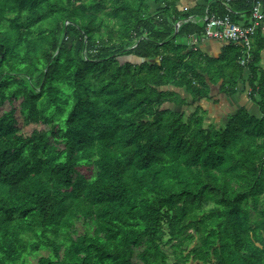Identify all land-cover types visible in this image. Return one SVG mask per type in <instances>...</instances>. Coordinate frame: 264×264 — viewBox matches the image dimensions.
<instances>
[{"label": "trees", "instance_id": "1", "mask_svg": "<svg viewBox=\"0 0 264 264\" xmlns=\"http://www.w3.org/2000/svg\"><path fill=\"white\" fill-rule=\"evenodd\" d=\"M152 1L0 0V105L46 126L0 113V264H264V19L240 65L185 40L251 0ZM219 81L258 113L206 124Z\"/></svg>", "mask_w": 264, "mask_h": 264}, {"label": "rangeland", "instance_id": "2", "mask_svg": "<svg viewBox=\"0 0 264 264\" xmlns=\"http://www.w3.org/2000/svg\"><path fill=\"white\" fill-rule=\"evenodd\" d=\"M150 4L152 5L150 12H152V14L155 13V10H157L158 8H160L162 6V4L158 3L155 4L152 0H150ZM186 38H182V40H185ZM187 40V39H186ZM185 40V41H186ZM199 41L196 40L193 45L198 46ZM188 44H192V43H188ZM261 55V52H260ZM121 58H126L125 55H123ZM128 58L132 59L133 61L136 60V58H134L133 56H128ZM264 61V58H263ZM259 65L261 68L264 69V63H262V61H260ZM245 77L247 76L248 72L247 70L244 71ZM239 88H238V92L235 93L234 95L231 96H227L225 93L219 92L218 88H212L210 91V98L209 99H201L199 102H197V104L201 105V107H203L204 109H206L205 114V118H204V122L206 124L209 123H215V125L219 126V124L224 123L227 119V116L232 113L235 109H237L240 106H244L248 109V111L250 113L253 114H257L258 113V109L256 107V105L254 104V102L252 100H250V98L248 97V91H249V86L248 84L239 82ZM183 96L186 95L185 92L182 91ZM183 105V106H174L171 105L173 109L175 110H179V111H184L185 113V117L191 113L195 106L197 105ZM170 107V104L165 103L163 105V107ZM10 108H14L15 109V116L17 119V127L19 128V132L24 134V135H28L30 134L34 129L40 130L45 128L46 126L43 125L42 123H36V122H30V123H23L22 118L19 115L18 112V101H13L12 104L8 103V102H4L2 105H0V113H2L5 110H8ZM78 232L80 231V221H76L75 223ZM192 243L189 244L188 249L190 247H192ZM41 254H46V251L44 250H40ZM32 262H35V259H32ZM132 262L133 264H141V262L139 261V259L136 257V255L133 256L132 258Z\"/></svg>", "mask_w": 264, "mask_h": 264}, {"label": "built area", "instance_id": "3", "mask_svg": "<svg viewBox=\"0 0 264 264\" xmlns=\"http://www.w3.org/2000/svg\"><path fill=\"white\" fill-rule=\"evenodd\" d=\"M251 22L236 23L228 15L214 16L205 15L202 20L205 21L202 40L217 39L224 41H234L241 44L244 49L239 57V64L246 65L251 60V43L252 35L260 21L264 19V11L261 7V0H251ZM194 19V18H189Z\"/></svg>", "mask_w": 264, "mask_h": 264}, {"label": "crops", "instance_id": "4", "mask_svg": "<svg viewBox=\"0 0 264 264\" xmlns=\"http://www.w3.org/2000/svg\"><path fill=\"white\" fill-rule=\"evenodd\" d=\"M196 3L202 4L205 2H204V0H180V8H185V9L191 8ZM262 34L264 36V23L262 25ZM196 40L199 41V43H198L199 48H201L204 52H206L210 56H216L219 53L221 45H222V43L216 39H204V40H202V38H200V40H199V39H195L194 37L187 39L186 43L190 42V43H192L191 45H193V43ZM193 46H195V45H193ZM195 47H197V46H195ZM263 58H264V48L261 50V61H262V63H264ZM219 83H220V81L213 88H218ZM180 92L182 94L181 90H180ZM182 96H183V94H182Z\"/></svg>", "mask_w": 264, "mask_h": 264}, {"label": "water", "instance_id": "5", "mask_svg": "<svg viewBox=\"0 0 264 264\" xmlns=\"http://www.w3.org/2000/svg\"><path fill=\"white\" fill-rule=\"evenodd\" d=\"M180 23H181V21H178V22L176 23V25H175V31H177L178 26L180 25Z\"/></svg>", "mask_w": 264, "mask_h": 264}]
</instances>
